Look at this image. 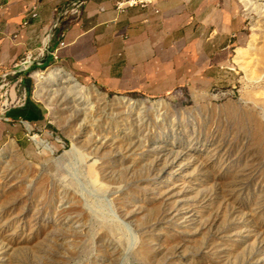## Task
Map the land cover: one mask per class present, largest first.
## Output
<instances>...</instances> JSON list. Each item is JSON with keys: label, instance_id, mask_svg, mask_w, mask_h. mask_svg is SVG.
<instances>
[{"label": "rangeland", "instance_id": "374dc122", "mask_svg": "<svg viewBox=\"0 0 264 264\" xmlns=\"http://www.w3.org/2000/svg\"><path fill=\"white\" fill-rule=\"evenodd\" d=\"M238 1L240 40L202 90L28 69L46 123L0 141V264H264V0Z\"/></svg>", "mask_w": 264, "mask_h": 264}, {"label": "crops", "instance_id": "0c3cea01", "mask_svg": "<svg viewBox=\"0 0 264 264\" xmlns=\"http://www.w3.org/2000/svg\"><path fill=\"white\" fill-rule=\"evenodd\" d=\"M75 1L0 0V74L31 53L35 66H64L81 83L111 93L159 98L180 88L202 90L228 61L244 26L238 0H149L123 11L115 9L121 0H81L77 16L61 15ZM32 8L38 17L23 25ZM60 39L64 46L54 59ZM27 71L15 79L27 84ZM45 123L44 109L29 97L0 118V141Z\"/></svg>", "mask_w": 264, "mask_h": 264}, {"label": "built area", "instance_id": "2783aa9c", "mask_svg": "<svg viewBox=\"0 0 264 264\" xmlns=\"http://www.w3.org/2000/svg\"><path fill=\"white\" fill-rule=\"evenodd\" d=\"M82 1L77 0L72 2V4L66 8L61 15H73L77 16L80 12V8L82 6ZM149 0H121L116 3L115 9L117 11H123L127 7H135V6H146ZM38 17V13L36 8H32L26 14V18L23 22V25H28L29 20L36 19ZM58 25V21L55 20L52 25V29L56 28ZM2 33V28L0 26V34ZM64 46V41L62 39L59 40L56 49L52 52L54 59L57 58V50ZM40 64L37 60V57L32 55L31 53L26 54L11 70L3 72L0 74V118L3 114L14 107L23 106L26 102L24 99V88L20 89V85L22 83L21 79H16L14 82H11L10 77L18 75L20 72L29 69L34 64Z\"/></svg>", "mask_w": 264, "mask_h": 264}, {"label": "bare ground", "instance_id": "6f19581e", "mask_svg": "<svg viewBox=\"0 0 264 264\" xmlns=\"http://www.w3.org/2000/svg\"><path fill=\"white\" fill-rule=\"evenodd\" d=\"M28 70V69H27ZM61 77L64 81H67L69 79L68 75L66 73H61ZM70 81H67L69 83ZM24 98H25V93H24ZM45 145V144H44Z\"/></svg>", "mask_w": 264, "mask_h": 264}, {"label": "trees", "instance_id": "16d2710c", "mask_svg": "<svg viewBox=\"0 0 264 264\" xmlns=\"http://www.w3.org/2000/svg\"><path fill=\"white\" fill-rule=\"evenodd\" d=\"M101 90H104L105 91V89L104 88H102V87H99Z\"/></svg>", "mask_w": 264, "mask_h": 264}]
</instances>
